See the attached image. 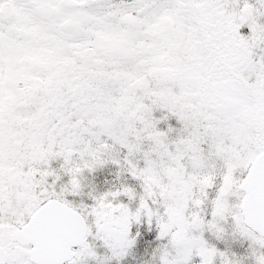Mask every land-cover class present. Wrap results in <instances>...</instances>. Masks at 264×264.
<instances>
[{"label":"snow or ice","instance_id":"1","mask_svg":"<svg viewBox=\"0 0 264 264\" xmlns=\"http://www.w3.org/2000/svg\"><path fill=\"white\" fill-rule=\"evenodd\" d=\"M0 264H264V0H0Z\"/></svg>","mask_w":264,"mask_h":264}]
</instances>
